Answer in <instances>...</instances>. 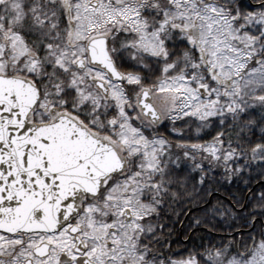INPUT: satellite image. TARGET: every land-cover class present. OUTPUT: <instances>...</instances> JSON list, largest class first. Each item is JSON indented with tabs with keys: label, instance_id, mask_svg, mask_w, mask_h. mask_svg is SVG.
<instances>
[{
	"label": "snow or ice",
	"instance_id": "1",
	"mask_svg": "<svg viewBox=\"0 0 264 264\" xmlns=\"http://www.w3.org/2000/svg\"><path fill=\"white\" fill-rule=\"evenodd\" d=\"M0 264H264V0H0Z\"/></svg>",
	"mask_w": 264,
	"mask_h": 264
},
{
	"label": "trees",
	"instance_id": "2",
	"mask_svg": "<svg viewBox=\"0 0 264 264\" xmlns=\"http://www.w3.org/2000/svg\"><path fill=\"white\" fill-rule=\"evenodd\" d=\"M178 247H182V245L181 246H178Z\"/></svg>",
	"mask_w": 264,
	"mask_h": 264
}]
</instances>
